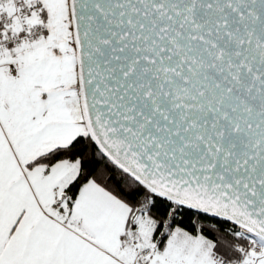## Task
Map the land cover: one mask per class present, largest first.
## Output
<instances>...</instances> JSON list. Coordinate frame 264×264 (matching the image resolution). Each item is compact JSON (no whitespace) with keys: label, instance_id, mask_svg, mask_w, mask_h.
<instances>
[{"label":"snow or ice","instance_id":"snow-or-ice-1","mask_svg":"<svg viewBox=\"0 0 264 264\" xmlns=\"http://www.w3.org/2000/svg\"><path fill=\"white\" fill-rule=\"evenodd\" d=\"M0 264H264V0H0Z\"/></svg>","mask_w":264,"mask_h":264}]
</instances>
